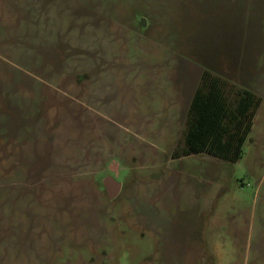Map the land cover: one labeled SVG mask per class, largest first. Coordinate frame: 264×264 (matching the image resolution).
<instances>
[{"label":"rangeland","instance_id":"374dc122","mask_svg":"<svg viewBox=\"0 0 264 264\" xmlns=\"http://www.w3.org/2000/svg\"><path fill=\"white\" fill-rule=\"evenodd\" d=\"M204 69L237 161L172 155ZM0 264H264V0H0Z\"/></svg>","mask_w":264,"mask_h":264},{"label":"trees","instance_id":"16d2710c","mask_svg":"<svg viewBox=\"0 0 264 264\" xmlns=\"http://www.w3.org/2000/svg\"><path fill=\"white\" fill-rule=\"evenodd\" d=\"M261 101L250 89L204 69L188 106L183 145L174 149L173 157L207 153L237 161Z\"/></svg>","mask_w":264,"mask_h":264},{"label":"water","instance_id":"95a60500","mask_svg":"<svg viewBox=\"0 0 264 264\" xmlns=\"http://www.w3.org/2000/svg\"><path fill=\"white\" fill-rule=\"evenodd\" d=\"M103 182H104L105 187L107 189L108 196L110 198L116 197V195L118 194L119 189H120L119 183L117 181H115L112 177H109V176L106 177Z\"/></svg>","mask_w":264,"mask_h":264},{"label":"crops","instance_id":"0c3cea01","mask_svg":"<svg viewBox=\"0 0 264 264\" xmlns=\"http://www.w3.org/2000/svg\"><path fill=\"white\" fill-rule=\"evenodd\" d=\"M190 102V101H189Z\"/></svg>","mask_w":264,"mask_h":264}]
</instances>
